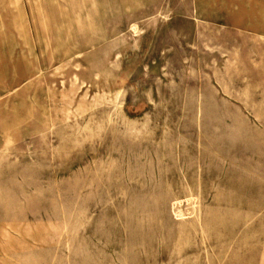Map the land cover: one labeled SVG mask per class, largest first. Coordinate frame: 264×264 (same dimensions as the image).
<instances>
[{"label": "rangeland", "instance_id": "obj_1", "mask_svg": "<svg viewBox=\"0 0 264 264\" xmlns=\"http://www.w3.org/2000/svg\"><path fill=\"white\" fill-rule=\"evenodd\" d=\"M87 19L0 0V264H264V0Z\"/></svg>", "mask_w": 264, "mask_h": 264}, {"label": "bare ground", "instance_id": "obj_2", "mask_svg": "<svg viewBox=\"0 0 264 264\" xmlns=\"http://www.w3.org/2000/svg\"><path fill=\"white\" fill-rule=\"evenodd\" d=\"M82 1V4H83V7H85V8H87V16H89V19H87V21L89 22V23H91L92 22V19H93V16H94V13H96V11H97V4H98V0H81ZM12 3V2H11ZM15 3V2H14ZM34 3V2H33ZM17 4H19V3H17ZM89 8H93V12H91V11H89L88 9ZM17 9V8H16ZM92 13V14H91ZM194 13V12H193ZM27 17V16H26ZM88 18V17H87ZM25 18H22L19 22H20V24H21V26H24V24L26 23V20H24ZM23 28V27H22ZM25 28V27H24ZM19 29V28H18ZM56 30V29H55ZM136 30V29H135ZM23 31H24V29H23ZM43 31V30H42ZM237 58V57H236ZM37 72V71H36ZM143 76V75H142ZM208 77V76H207ZM210 79V78H209ZM247 82V81H246ZM202 96V95H201ZM69 100H71L70 98H68ZM66 105V104H65ZM66 106H68V105H66ZM70 117V116H69ZM236 118H238V117H236ZM72 119V118H71ZM239 119V118H238ZM62 121V120H61ZM64 121V120H63ZM240 121V120H239ZM111 122V121H110ZM17 123V122H16ZM15 123V124H16ZM108 123V122H107ZM14 124V125H15ZM77 124V123H76ZM141 124V123H140ZM0 125H1V123H0ZM5 126V125H4ZM13 126V125H12ZM18 126V125H17ZM14 127V126H13ZM12 127V128H13ZM1 128V127H0ZM9 128V127H8ZM4 129V128H3ZM2 129V130H3ZM1 130V131H2ZM5 130H7V129H5ZM11 130V129H10ZM102 130H103V126L102 125H99V124H91V123H87V124H85L84 126H79L77 129H76V135H77V137L79 138V137H81V140H85L86 138H88V137H91V136H99L100 134H101V132H102ZM52 131H53V129H52ZM156 132V131H155ZM248 132V131H247ZM3 133H5V132H3ZM11 133V132H10ZM51 133V132H50ZM245 134H246V132H245ZM5 137V136H4ZM54 137H56V136H54ZM63 137H65V134H64V136ZM6 138V137H5ZM11 138V137H10ZM9 137H7L6 138V141H5V145H6V147L8 148L11 144H12V140L10 139ZM56 139V138H55ZM10 151V150H9ZM41 156V155H40ZM60 157V156H59ZM64 157V156H63ZM59 161V160H58ZM7 171V170H6ZM8 175V174H7ZM167 177V176H166ZM218 182V181H217ZM202 185V184H201ZM174 186V185H173ZM10 187V186H9ZM198 187V186H197ZM202 187V186H201ZM210 187H211V185H210ZM196 188V187H195ZM200 188V187H199ZM176 189V188H175ZM197 190H198V188H197ZM169 191V190H168ZM189 191H191V190H189ZM194 191V190H193ZM181 193V192H180ZM202 193V192H201ZM238 193V192H237ZM191 194V193H190ZM196 193H194V195H195ZM199 194V193H198ZM197 194V195H198ZM175 195V194H174ZM201 195V194H200ZM200 195H199V198H202V197H200ZM191 196V195H190ZM127 197V196H126ZM175 197H176V195H175ZM178 197V196H177ZM194 197V196H193ZM196 197V196H195ZM198 198V200H199V202L201 203V201H200V199ZM178 199V198H177ZM180 199V198H179ZM195 199V198H194ZM244 199V198H243ZM123 200H124V198H123ZM192 200V199H191ZM215 200H216V198H215ZM172 202V201H171ZM197 202V201H196ZM203 203V202H202ZM217 204V203H216ZM177 205V204H176ZM192 205V204H191ZM202 205V204H201ZM214 205V204H213ZM218 205V204H217ZM220 205V204H219ZM178 206V205H177ZM198 207H199V205H197ZM161 208V207H160ZM162 209V208H161ZM227 211V210H226ZM258 212V211H257ZM167 213V212H166ZM254 214V213H253ZM192 215V214H191ZM168 216V215H167ZM140 217V216H139ZM145 217V216H144ZM169 217V216H168ZM167 217V218H168ZM172 217V216H171ZM211 217H212V215H211ZM226 217V216H225ZM229 217V216H228ZM166 218V217H165ZM175 218V217H174ZM183 219V218H182ZM208 220V219H207ZM146 221V220H145ZM181 221V220H180ZM185 221V220H184ZM120 222V221H119ZM131 222H132V220H131ZM178 222V221H177ZM194 222V221H193ZM140 223V222H139ZM144 223V222H143ZM168 222H166V224H167ZM171 223V222H170ZM180 223V222H179ZM236 223H237V221H236ZM68 225H69V222L68 223H66V225H65V227H64V229H66L67 227H68ZM145 225V224H144ZM143 225V226H144ZM170 225V224H169ZM173 225V224H172ZM186 225V224H185ZM216 225H214V227H215ZM134 227V226H133ZM124 228H125V225H124ZM144 228V227H143ZM169 228V227H168ZM216 228V227H215ZM105 229V228H104ZM103 229V230H104ZM145 229V228H144ZM158 229V228H157ZM175 229V228H174ZM193 229V228H192ZM194 229H195V231L197 232V233H199L202 237H207V228H206V225H205V222H204V220H203V215H202V212H201V209L199 208L198 209V211L196 212V216H195V223H194ZM3 230V229H2ZM177 230V229H176ZM107 231V230H106ZM148 231V230H147ZM164 231H165V228H164ZM174 231V230H173ZM184 231V230H183ZM193 231V230H192ZM111 232V231H110ZM132 232V231H131ZM136 232V231H135ZM143 232H144V230H143ZM145 232H146V230H145ZM175 232V231H174ZM1 233V232H0ZM5 233V232H4ZM88 233V232H87ZM156 233V232H155ZM29 234V233H28ZM108 234H109V232H108ZM128 234V233H127ZM157 234V233H156ZM6 235V234H5ZM86 235V234H85ZM163 235V234H162ZM127 236V235H126ZM141 236V235H140ZM143 236H144V234H143ZM152 236V235H151ZM150 235H149V237H151ZM165 236H166V234H165ZM26 237V236H25ZM134 237V236H133ZM145 237V236H144ZM147 237V236H146ZM2 239V238H1ZM144 239V238H143ZM146 240V239H145ZM176 240V239H175ZM189 240V239H188ZM264 240V239H263ZM5 241H8L7 239H5ZM137 241V240H136ZM135 241V242H136ZM141 241V240H140ZM147 241H149L148 239H147ZM132 242V241H131ZM178 244V243H177ZM8 246V245H7ZM224 248V247H223ZM149 249V248H148ZM181 250V249H180ZM89 252V251H88ZM174 252V251H173ZM93 255V254H92ZM166 255V254H165ZM90 256V255H89ZM24 257V256H23ZM92 257V256H91ZM222 257V256H221ZM207 258V257H206ZM81 259V258H80ZM96 260V259H95ZM127 261V260H126ZM220 261H221V259H220ZM219 261V262H220ZM128 262V261H127ZM260 262V261H259ZM103 263V262H102ZM173 263V262H172ZM31 264V263H30ZM126 264V263H125Z\"/></svg>", "mask_w": 264, "mask_h": 264}]
</instances>
